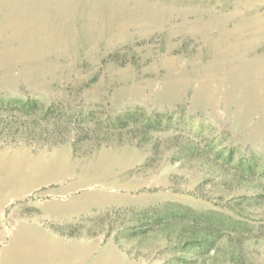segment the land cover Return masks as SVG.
Returning <instances> with one entry per match:
<instances>
[{"label":"rangeland","instance_id":"rangeland-1","mask_svg":"<svg viewBox=\"0 0 264 264\" xmlns=\"http://www.w3.org/2000/svg\"><path fill=\"white\" fill-rule=\"evenodd\" d=\"M0 264H264V0H0Z\"/></svg>","mask_w":264,"mask_h":264}]
</instances>
